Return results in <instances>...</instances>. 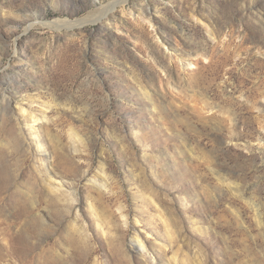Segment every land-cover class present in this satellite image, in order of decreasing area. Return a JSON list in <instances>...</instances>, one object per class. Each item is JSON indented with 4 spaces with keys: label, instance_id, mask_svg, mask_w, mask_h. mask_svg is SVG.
<instances>
[{
    "label": "rangeland",
    "instance_id": "374dc122",
    "mask_svg": "<svg viewBox=\"0 0 264 264\" xmlns=\"http://www.w3.org/2000/svg\"><path fill=\"white\" fill-rule=\"evenodd\" d=\"M115 1L0 0V263L264 264V0Z\"/></svg>",
    "mask_w": 264,
    "mask_h": 264
},
{
    "label": "bare ground",
    "instance_id": "6f19581e",
    "mask_svg": "<svg viewBox=\"0 0 264 264\" xmlns=\"http://www.w3.org/2000/svg\"><path fill=\"white\" fill-rule=\"evenodd\" d=\"M126 2V0H119V1H115V2H112L110 5H109V7L111 8L110 10H113L114 8H115V6L116 5H118V4H120V3H125ZM77 23V22H76ZM76 23H68L67 22V24H71L72 26L73 25H75ZM46 24V23H45ZM47 24H52V25H57V24H61V25H63V24H66V22H64V21H61V20H57V21H53V22H49V23H47ZM71 26V27H72ZM161 43V42H160ZM162 43L164 44V42L162 41ZM165 45V44H164ZM189 65H191V64H189ZM48 172H49V170H48ZM46 173V172H45ZM50 174V173H49ZM13 240H14V238H13ZM138 242V245H139V247L142 249V250H144L145 249V247H144V245L139 241V240H137ZM10 242H12V240H10ZM8 243L7 244V246L4 248L5 249V253H3V251H4V249H2L3 247H1V245H0V262L4 259V257H9V258H12V257H15V256H17V254H16V250H14V248L12 249V243ZM1 264V263H0Z\"/></svg>",
    "mask_w": 264,
    "mask_h": 264
}]
</instances>
